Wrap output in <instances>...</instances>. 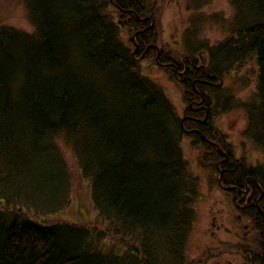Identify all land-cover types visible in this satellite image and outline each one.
Wrapping results in <instances>:
<instances>
[{"label":"trees","instance_id":"16d2710c","mask_svg":"<svg viewBox=\"0 0 264 264\" xmlns=\"http://www.w3.org/2000/svg\"><path fill=\"white\" fill-rule=\"evenodd\" d=\"M23 2L33 30L0 24V264H184L199 189L183 153L185 133L206 145L203 164H216L218 148L225 150L222 181L262 236V254L253 252L250 262L264 264V162L235 157L212 122L211 95L220 91L219 76L257 56L256 97L243 105L247 132L264 149V0H231L229 35L201 41L182 61L156 44L145 0ZM69 25L85 27L74 37ZM154 54L182 86L191 117L141 73L140 59ZM37 131L49 139L38 141ZM61 136L90 183L96 221L87 213L80 221H41L68 204ZM40 154L48 172L42 182L30 175L32 183L27 173Z\"/></svg>","mask_w":264,"mask_h":264},{"label":"rangeland","instance_id":"374dc122","mask_svg":"<svg viewBox=\"0 0 264 264\" xmlns=\"http://www.w3.org/2000/svg\"><path fill=\"white\" fill-rule=\"evenodd\" d=\"M145 5L146 13L152 14V21L155 24L156 44L166 51H171L179 61H182L184 56L196 52L193 49L203 40L209 44H216L225 39L230 33L235 14L231 0H145ZM111 7L115 9L114 4H111ZM0 24H10L27 31L33 30L23 0H0ZM121 34L124 41L133 49L134 44L129 43L130 31L122 28ZM203 56L207 54L203 52ZM166 66L158 64L155 54L140 59L141 73L161 85L177 113L183 116L187 102L182 86L171 77ZM258 70L256 56L250 55L224 74L220 91L211 92L213 124L227 136L226 139L232 145L235 157L243 158L249 164L264 162V149L247 132L248 115L243 105L256 97ZM216 93L219 98L215 96ZM57 141L62 158L67 161L63 164L65 163L64 167L71 179V189L68 185L65 188L66 193H63V199L68 202L67 206L58 213L43 215L41 221L53 222L63 219L80 221L86 216L85 213L91 217L90 221H96L90 183L82 176L70 145L62 136L58 137ZM181 144L189 168L197 175L199 182L198 196L194 204L195 218L184 252V264H250L246 257L249 259L254 252L259 258L262 254L263 239L253 225L252 219L241 214L232 199V193L225 189L226 184L222 181L221 173L222 164L218 162L227 157L223 156L218 161L215 159L216 164L212 161L203 164L201 157L207 147L202 141H196L190 133H185ZM41 149L43 153L44 149ZM222 151L225 152L223 149ZM41 163L42 154L34 160L32 169L27 173L30 178L32 176L39 182H42V173L48 172V167L44 163L37 166ZM33 178L32 183L35 182ZM46 185L38 183L35 188L45 190ZM48 206L50 205L46 204V207ZM27 213H32V217L40 219L36 212L30 210ZM104 244L108 245L109 242ZM116 245L117 250H113L121 254L118 250L119 245Z\"/></svg>","mask_w":264,"mask_h":264},{"label":"bare ground","instance_id":"6f19581e","mask_svg":"<svg viewBox=\"0 0 264 264\" xmlns=\"http://www.w3.org/2000/svg\"><path fill=\"white\" fill-rule=\"evenodd\" d=\"M61 1H63V2H67V0H61ZM27 9V8H26ZM69 10H71V11H75V12H77V10H76V8H73V7H70L69 8ZM28 12V11H27ZM78 13V12H77ZM66 24H64V26H65ZM67 27V30H68V33H70V35L71 36H76V33H77V31H78V29H80V28H83V27H85L84 25H82V26H80V27H77V28H74L73 26H71V25H69V26H66ZM75 49H76V47H75ZM74 49V50H75ZM253 55H255V54H253ZM256 56V55H255ZM256 61H257V56H256ZM257 64H258V61H257ZM225 74V73H224ZM224 74L222 75V76H219V79H220V83H223V77H224ZM258 76H259V70H258ZM183 90V89H182ZM185 115H187V114H184L183 116H185ZM188 117H191L190 115H187ZM35 138L38 140V141H40V142H44V141H47V139H49L48 137H45V136H43V134H42V132H40V131H37V133L35 132ZM57 139H58V137L56 138V140H55V142L58 144V141H57ZM66 141V140H65ZM58 147H59V144H58ZM40 148H42V146L40 147ZM218 150H219V153H221L222 154V156H226V152H224V151H222V149H220V148H218ZM223 160H226V159H223ZM60 163H62V162H67L66 161V159L64 160V161H59ZM60 165V164H59ZM55 180H56V183H57V185H58V187H59V189H62V187H63V181L61 180V177H58V178H55Z\"/></svg>","mask_w":264,"mask_h":264},{"label":"flooded vegetation","instance_id":"af4514ba","mask_svg":"<svg viewBox=\"0 0 264 264\" xmlns=\"http://www.w3.org/2000/svg\"><path fill=\"white\" fill-rule=\"evenodd\" d=\"M190 105L192 106V104H190ZM198 108H200V107H198ZM206 120H207V118H205V121H206ZM193 130H195V129H193ZM189 131H191V130H188V132H189ZM209 142H211L212 144L215 145V143H214L213 140L210 139ZM238 200H239V199H238ZM245 204H246V203H245ZM245 204H244V205H245ZM246 259L250 262V260L248 259V257H246ZM250 264H251V262H250Z\"/></svg>","mask_w":264,"mask_h":264}]
</instances>
